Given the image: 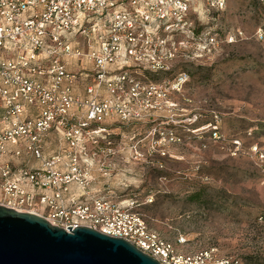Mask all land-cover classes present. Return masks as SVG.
<instances>
[{"label":"built area","instance_id":"2783aa9c","mask_svg":"<svg viewBox=\"0 0 264 264\" xmlns=\"http://www.w3.org/2000/svg\"><path fill=\"white\" fill-rule=\"evenodd\" d=\"M226 5L0 0V206L123 238L160 264H239L215 246L178 249L152 229L140 211L153 203L151 191L137 203L93 184L110 176L116 159L125 160L126 146L140 156L143 139L122 142L125 130L148 126L147 155L175 157L168 147L182 138L173 126L189 130L187 107L176 99L183 100L188 73L175 72L176 63L219 49L214 21ZM219 123L216 115L193 133L203 140L207 131L225 146ZM114 135L121 138L116 147ZM228 153H245L243 142L232 138ZM248 153L264 174V150L253 143Z\"/></svg>","mask_w":264,"mask_h":264},{"label":"rangeland","instance_id":"374dc122","mask_svg":"<svg viewBox=\"0 0 264 264\" xmlns=\"http://www.w3.org/2000/svg\"><path fill=\"white\" fill-rule=\"evenodd\" d=\"M216 23L219 49L186 66L177 62L174 69L188 73L183 100L176 99L189 114L188 131L173 126L182 138L168 147L175 157L158 151L147 155L148 126L125 130L122 142L143 139L140 156L126 146L125 160L116 159L110 176L97 182L114 188L116 198L132 197L137 203L151 191L153 203L140 211L178 249L215 246L239 264H264V174L248 153L253 143L264 150V0H227ZM231 36L234 41L228 43ZM216 115L225 146L210 140L207 131L203 140L193 133ZM232 138L243 142L245 153H228ZM120 139L111 137L114 147ZM195 193L198 197L190 199ZM179 237L185 238L182 246Z\"/></svg>","mask_w":264,"mask_h":264},{"label":"water","instance_id":"95a60500","mask_svg":"<svg viewBox=\"0 0 264 264\" xmlns=\"http://www.w3.org/2000/svg\"><path fill=\"white\" fill-rule=\"evenodd\" d=\"M0 264H160L123 238L0 206Z\"/></svg>","mask_w":264,"mask_h":264},{"label":"crops","instance_id":"0c3cea01","mask_svg":"<svg viewBox=\"0 0 264 264\" xmlns=\"http://www.w3.org/2000/svg\"><path fill=\"white\" fill-rule=\"evenodd\" d=\"M119 168V167H118ZM118 170V169H117ZM94 184V188L95 189H100V190H103L105 189V185L102 183V185L98 186L100 183L99 182H96V183H93Z\"/></svg>","mask_w":264,"mask_h":264},{"label":"trees","instance_id":"16d2710c","mask_svg":"<svg viewBox=\"0 0 264 264\" xmlns=\"http://www.w3.org/2000/svg\"><path fill=\"white\" fill-rule=\"evenodd\" d=\"M181 70H182V69H178V68L176 69L177 72H180ZM198 195H199L198 193L192 194V195L190 196V199L195 200V199L198 197Z\"/></svg>","mask_w":264,"mask_h":264}]
</instances>
